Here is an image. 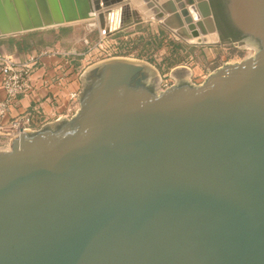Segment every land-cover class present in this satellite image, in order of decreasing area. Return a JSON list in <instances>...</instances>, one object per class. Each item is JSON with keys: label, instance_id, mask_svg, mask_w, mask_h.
<instances>
[{"label": "water", "instance_id": "obj_1", "mask_svg": "<svg viewBox=\"0 0 264 264\" xmlns=\"http://www.w3.org/2000/svg\"><path fill=\"white\" fill-rule=\"evenodd\" d=\"M216 7L253 56L165 90L145 62L91 64L72 117L0 147V264H264V0ZM144 18L220 40L210 0H0V38Z\"/></svg>", "mask_w": 264, "mask_h": 264}, {"label": "rangeland", "instance_id": "obj_2", "mask_svg": "<svg viewBox=\"0 0 264 264\" xmlns=\"http://www.w3.org/2000/svg\"><path fill=\"white\" fill-rule=\"evenodd\" d=\"M89 23L83 21L62 26L67 27L65 31H59L58 28L60 27L39 31L44 32L41 34L45 36L44 39L48 38L45 40L49 42L54 41L55 36H61V39L54 42L59 43L62 50L74 48V51H76L75 56L77 55L81 62L73 63L78 68H82V71L89 66L84 57L88 47L93 48L98 43H102L105 47L104 50L98 49L91 55L95 61L115 57L142 61L153 67L160 80H168L172 84H175V81L168 75L170 70L175 67L184 66L191 69L192 75L188 76L187 80L190 84L198 86L219 67L240 62L254 54L253 49L239 48L237 41L228 38L220 39L218 42H209L208 44H185L171 37L169 38L165 33L160 35V31L152 33L149 28L141 25L134 28L132 35H129V31H126L109 39L106 37L104 39L106 43L104 44L100 41L104 35L98 31L97 27L90 26ZM89 29L91 31H88ZM38 36L37 34L30 39L37 40L40 38ZM122 40L128 44L121 45ZM170 42H174L175 47ZM81 89L82 84L80 91Z\"/></svg>", "mask_w": 264, "mask_h": 264}, {"label": "crops", "instance_id": "obj_3", "mask_svg": "<svg viewBox=\"0 0 264 264\" xmlns=\"http://www.w3.org/2000/svg\"><path fill=\"white\" fill-rule=\"evenodd\" d=\"M131 8L133 9L134 6L131 5ZM139 25L142 27L146 26L152 33L160 31L179 42L191 44L189 41L176 39L175 34L159 22H153L144 18V22ZM136 26L124 32L129 31V35H132V31ZM88 31L91 30L89 29ZM113 36L107 38L109 39ZM4 39L6 38H0V56L9 58L13 62H23L30 57H34L36 62H38L32 82L36 90L32 95L20 96L17 98L3 120L5 130H10V124L13 120H18V122H20L18 131L20 128L34 131L41 128L44 124L72 117L73 114L69 112V109L73 100H71L70 96L73 93L79 94L81 86L79 76L83 72L82 68H78L76 64L73 63L81 62L78 56H75L76 51H74V48L71 50H62L59 43L50 41L51 43L48 46L41 47L38 50L30 49L26 51H17L15 46H10L5 43ZM189 70V76H191L192 71L191 69ZM45 77L48 81H53L54 77L61 79L59 84L55 83L54 85L45 87L42 85V79ZM159 85L160 83L158 84V88ZM4 96L5 94L1 87L0 76V100L3 99ZM9 142V137L5 135V133L0 134V146L6 147Z\"/></svg>", "mask_w": 264, "mask_h": 264}, {"label": "built area", "instance_id": "obj_4", "mask_svg": "<svg viewBox=\"0 0 264 264\" xmlns=\"http://www.w3.org/2000/svg\"><path fill=\"white\" fill-rule=\"evenodd\" d=\"M104 37V36H103ZM101 38V42L104 44V38ZM107 47V45H105ZM104 45L98 43L96 47H88L87 53L84 55L88 65L100 62L95 61L91 55L95 53L98 49L104 50ZM38 65L34 57H30L23 62H13L11 59L4 56H0V76H1V87L4 91V98L0 100V133L7 135L9 141L18 134V129L20 127V122L18 120H13L10 124V130H5L3 125V120L5 119L9 109L13 106L14 102L20 96L32 95L36 88L33 85V76L35 69ZM61 78L54 77L53 81H48L45 77L42 79V85L49 87L50 85L59 84ZM168 80L161 79L159 90H165L172 86ZM78 94H71L70 98L73 100L69 112L75 114L79 108V102L77 99ZM16 131V132H15Z\"/></svg>", "mask_w": 264, "mask_h": 264}, {"label": "trees", "instance_id": "obj_5", "mask_svg": "<svg viewBox=\"0 0 264 264\" xmlns=\"http://www.w3.org/2000/svg\"><path fill=\"white\" fill-rule=\"evenodd\" d=\"M211 5L213 7L214 10V15L216 18V22H217V26H219L220 24V20H219V15L217 14L215 7V1L214 0H210ZM59 31H65L67 30V27H60L58 28ZM44 32L41 31H33V32H29L23 35H20L18 37H8L6 39H4V42L9 44L10 46H15L17 51H26V50H30V49H40L41 47H45L48 46L51 42L47 41L44 39V36L41 34ZM39 35L37 40L30 39L31 37H34L35 35ZM163 34L162 32H160V35ZM42 35V36H41ZM117 35V34H116ZM170 38V37H169ZM61 39V36H55L54 37V41H57ZM174 41V40H172ZM122 44H128L127 42H123V40L121 41V45ZM170 44H172L175 47L174 42H170ZM179 46V45H177Z\"/></svg>", "mask_w": 264, "mask_h": 264}, {"label": "flooded vegetation", "instance_id": "obj_6", "mask_svg": "<svg viewBox=\"0 0 264 264\" xmlns=\"http://www.w3.org/2000/svg\"><path fill=\"white\" fill-rule=\"evenodd\" d=\"M215 4H216V0ZM215 10L217 12V14L219 15L218 11H217V7H215ZM219 20H220V24L218 27V32H219V37L220 39H224V38H228V39H242L243 36L241 34H239L238 32L234 31L228 24H226V22H224L221 18V16L219 15Z\"/></svg>", "mask_w": 264, "mask_h": 264}]
</instances>
